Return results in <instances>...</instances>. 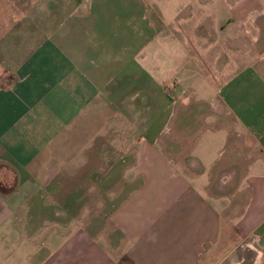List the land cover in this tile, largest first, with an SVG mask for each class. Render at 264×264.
I'll list each match as a JSON object with an SVG mask.
<instances>
[{
    "label": "crops",
    "instance_id": "crops-1",
    "mask_svg": "<svg viewBox=\"0 0 264 264\" xmlns=\"http://www.w3.org/2000/svg\"><path fill=\"white\" fill-rule=\"evenodd\" d=\"M38 5L0 25V264H264L261 1Z\"/></svg>",
    "mask_w": 264,
    "mask_h": 264
},
{
    "label": "rangeland",
    "instance_id": "rangeland-1",
    "mask_svg": "<svg viewBox=\"0 0 264 264\" xmlns=\"http://www.w3.org/2000/svg\"><path fill=\"white\" fill-rule=\"evenodd\" d=\"M57 1V0H52ZM261 1V6L258 8V13L262 15L259 16V20H264V0ZM43 0H0V25H2V29L8 30L9 28H12L13 26H21L25 25L24 15H27L28 9H32L33 6L37 10L38 8L44 9L48 8V6H39L38 3H42ZM249 12H255V11H249ZM244 29H248L247 26H250V23L244 22ZM263 29L259 27L257 31L253 33L254 39L258 38V40H253L252 43L255 42V46L258 47L259 52L264 51V22L262 23ZM250 44V43H249ZM232 55V54H230ZM205 56V55H204ZM208 56V55H207ZM249 56V55H248ZM233 58V57H231ZM228 59V55H227ZM232 62H234V59H231ZM192 62L189 63V66H192ZM195 65V64H194ZM234 66H231V70H222V78H225L224 74L229 75L233 70ZM203 65L199 67H195V69L191 70L189 69L187 72L186 70L179 71V77L187 78L188 80H192L195 84H199L206 80V74L203 73ZM224 76V77H223ZM219 88L222 93V82H219V84H216V89ZM213 93L211 96H214ZM205 122L203 117L199 118V123L197 125H203ZM197 127V129H202V127ZM236 249L238 250L239 254L237 255L232 254L229 258H222V264H261L260 262V253L254 247H252L251 244H248L246 240L240 242L238 245H236Z\"/></svg>",
    "mask_w": 264,
    "mask_h": 264
}]
</instances>
